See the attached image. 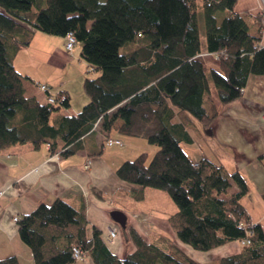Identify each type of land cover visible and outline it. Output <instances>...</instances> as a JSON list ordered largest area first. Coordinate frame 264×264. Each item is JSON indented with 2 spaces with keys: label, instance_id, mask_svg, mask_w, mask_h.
<instances>
[{
  "label": "trees",
  "instance_id": "1",
  "mask_svg": "<svg viewBox=\"0 0 264 264\" xmlns=\"http://www.w3.org/2000/svg\"><path fill=\"white\" fill-rule=\"evenodd\" d=\"M237 1H202L203 45L198 0H0V153L47 145L61 159L81 152L95 158L114 131L146 140L158 148L152 159L142 152L124 161L118 178L166 192L178 208L170 226L195 252L250 240L219 264H264V228L251 224L242 204L249 191L245 178L205 159L195 162L183 148L193 144L187 126L196 121L212 130L220 108L244 96L249 77L264 75L262 38L250 32V14L236 13ZM221 11L227 12L219 20ZM36 32L65 40L73 33L81 59L98 74L84 80L89 102L79 113L63 112L70 107L65 95L50 103L49 93L45 102L29 93L33 81L15 68V56ZM98 134L103 138L92 146ZM233 184L238 190L231 193ZM18 225L35 264H76L75 246L94 264H200L162 250L132 228L127 234L135 250L120 257L98 228L89 235L85 211L63 199L41 203ZM0 264L20 263L9 257Z\"/></svg>",
  "mask_w": 264,
  "mask_h": 264
},
{
  "label": "crops",
  "instance_id": "2",
  "mask_svg": "<svg viewBox=\"0 0 264 264\" xmlns=\"http://www.w3.org/2000/svg\"><path fill=\"white\" fill-rule=\"evenodd\" d=\"M236 6V13L251 15L248 22L257 24L262 38L260 44L264 46V28L257 16L259 0H238ZM59 38L60 45L57 46L59 43L53 39L56 47L45 51V58L53 64L54 71L65 70L68 65L77 62V76L73 80L77 85L84 69L88 67L80 57L82 49L79 48L78 53L75 50L69 53L66 50L65 38ZM21 52L14 59L17 70L16 62ZM38 61H42L41 58L34 60ZM208 64L213 65L214 62L211 60ZM23 73L33 81L28 82L29 93L36 95L40 100L41 94L37 91H41L36 86L40 83L47 84L54 95L69 97L70 107L63 110L65 114H77L89 102L83 84H79L80 93L78 88H72L73 81L70 79L58 84L51 78L44 80L33 73ZM49 83L55 86V90ZM75 92L78 95L77 104L73 101ZM198 125L201 126L194 121L186 128L193 138V144L189 146H192L191 151H195V162L205 159L217 166H224L231 173L239 171L249 188L242 204L247 214L252 217L251 224L259 223L264 228V75H251L244 96L220 108V115L212 126L210 139L200 136ZM113 133L119 134L116 131ZM120 136L113 138L111 135L110 139L123 142ZM125 137L131 147L141 145L139 138ZM102 138V134H98L95 141L90 143L92 146L98 145ZM114 146L107 145L103 154L95 158H89L86 152H81L71 158L61 159L58 155L50 154L47 145L40 150H34L30 145H18L9 152L0 153V259L16 257L20 264H35L32 250L22 241L19 225L14 218H21L24 214L35 211L41 203L51 205L57 199L67 201L76 209H83L89 223V235H92L94 227L98 228L112 251L120 257H125L135 250L133 239L127 234L130 228L138 229L147 240L162 250L171 252L167 249V235L175 242L174 238L177 237L173 235L169 223V217L175 212L160 210L158 206L142 205L148 194L157 191L152 188L143 190L118 178L117 167L128 159L125 152L107 150L108 147ZM88 159H91L92 165L86 170ZM136 190H143V193L136 194ZM237 190V186L233 184L230 192ZM141 196L142 200L139 199ZM157 196L158 194L153 195ZM114 210L126 214V229L113 221L111 212ZM109 228L117 231L115 239L109 238ZM180 244L187 247L181 242ZM191 250L198 254L196 260L200 264H219L223 258L239 253L241 247L239 241H235L204 254ZM80 264H94V261L89 257L86 262Z\"/></svg>",
  "mask_w": 264,
  "mask_h": 264
},
{
  "label": "rangeland",
  "instance_id": "3",
  "mask_svg": "<svg viewBox=\"0 0 264 264\" xmlns=\"http://www.w3.org/2000/svg\"><path fill=\"white\" fill-rule=\"evenodd\" d=\"M102 1H106V0H102ZM202 1L203 0H198V20H199V25H200V29H201V40H202V44L205 45V10L202 7ZM260 2L261 0H259V6H260ZM237 8V6L235 7ZM236 11V9H235ZM226 12L227 11H221L218 14V18L219 20H221L224 16H226ZM259 12V10H258ZM250 26V32L253 34H258V26L255 23H249ZM53 39H56V43H59V37L58 36H49L47 34L44 33H40L37 32L34 35V38L32 40V43L29 47H26L24 49H22L21 53L19 54L18 60L16 62L17 64V68L18 71L20 73H22L24 75L23 72H30L33 73V75L35 76H39L45 79L47 78H51L53 81L56 80V82L58 84H60L61 82H67L69 79L71 81H73L76 76H77V62H73L72 64L67 66V69L62 70V71H54V66L53 64H50L49 62H47V58H45V51H47L48 49L51 48H55L56 45L55 41ZM60 43L57 45L59 46ZM63 45V43H62ZM78 44L75 48L76 53H78L79 48L82 49V45ZM29 48V49H28ZM17 56V55H16ZM15 56V57H16ZM41 58L42 61H38V62H34L35 59ZM15 59V58H14ZM87 71H89L87 73ZM82 76L80 77V81L77 83V85L74 83L71 84L72 88L77 89L79 87V84H83L84 79L85 78H96L97 73L94 71H91V69H84V74H81ZM25 76V75H24ZM70 82V81H69ZM50 84V83H49ZM47 85V84H46ZM53 89L55 90V86L53 84H50ZM49 87V86H48ZM52 89L53 92L56 93V91H54ZM79 90V88L77 89ZM36 91V90H35ZM76 91V90H74ZM81 93V90H79ZM37 93L41 94V100L42 102H45V94L42 92L37 91ZM77 99H78V95H76L73 93V101L75 102V104H77ZM199 127V125H198ZM201 134L200 136L205 138V139H210L211 136L208 134L209 130H205L203 128V126L199 127ZM115 136H120V134H115L112 133V137L114 138ZM120 138L123 139V145L122 146H117L115 145L114 147H108L107 150L109 151H117V152H125L126 154V158L129 159H134L136 156H138L140 153L142 152H146L149 155V160L152 159L153 155L156 153L157 151V147L154 145L149 144L146 140H142L140 139L139 141H141V145L138 144V146L134 145L133 147H131V143L128 141V138L125 137V135H121ZM183 148L185 149V151L187 152V154L189 155V157L194 160V154L195 151H191L192 146H189L187 144H183ZM157 192H151L150 194H148L146 201L144 202V204L147 207H159L160 210H168L171 212H177L178 208L176 206V204L173 202V200L170 198V196L161 190H155ZM161 193V194H159ZM158 194L157 197H153V195ZM161 195H163V197H161ZM141 205V206H142ZM141 219L142 217L139 216ZM249 218L251 219L252 217L249 215ZM143 220V219H142ZM174 233V231H173ZM175 237V233L173 234ZM168 238V250H171V252L177 250L181 253H183L184 255L195 259L196 260V256H198V254H194L193 251L190 249L189 246H181L179 240L177 238L175 242H172L170 235H167ZM183 245V244H182ZM240 247L242 248L244 245V243H240L239 242ZM189 247V248H188ZM178 258H182L181 256H178ZM208 263V262H207Z\"/></svg>",
  "mask_w": 264,
  "mask_h": 264
},
{
  "label": "built area",
  "instance_id": "4",
  "mask_svg": "<svg viewBox=\"0 0 264 264\" xmlns=\"http://www.w3.org/2000/svg\"><path fill=\"white\" fill-rule=\"evenodd\" d=\"M260 19H261V22H262V25H263V28H264V0H261L260 2V6H259V13H258ZM78 42L76 40V37L73 33H69L67 36H66V43H65V46H66V50L69 52V53H73L74 50H75V47L77 46ZM38 85V88L41 92L43 93H49V97H48V101L50 103H54L55 100H56V97L54 94L51 93V90L50 88L48 87V85L46 84H37ZM64 99V97H63ZM122 145L123 143L120 141V140H112V139H109L108 140V145ZM91 164L92 162L91 161H88L87 162V165H86V169L90 168L91 167ZM20 220V217L16 216L14 218V221L18 223V221ZM244 227H247L246 225H244ZM108 234H109V238L112 240V239H115L117 237V231L113 228H109L108 229ZM250 233H248L249 235ZM241 243H244V245H248L250 244V240H246V241H241ZM90 256L85 253V251L82 250V248L78 247V246H75L73 247V258L75 259L76 261V264H80V263H84L88 260Z\"/></svg>",
  "mask_w": 264,
  "mask_h": 264
},
{
  "label": "water",
  "instance_id": "5",
  "mask_svg": "<svg viewBox=\"0 0 264 264\" xmlns=\"http://www.w3.org/2000/svg\"><path fill=\"white\" fill-rule=\"evenodd\" d=\"M208 134L211 135L212 131L209 130ZM111 217L115 223L119 224L121 227H126L127 216L123 211L114 210L111 212Z\"/></svg>",
  "mask_w": 264,
  "mask_h": 264
}]
</instances>
